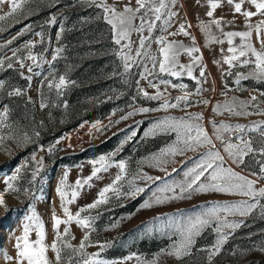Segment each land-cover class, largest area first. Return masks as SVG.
<instances>
[{
	"label": "snow or ice",
	"instance_id": "obj_1",
	"mask_svg": "<svg viewBox=\"0 0 264 264\" xmlns=\"http://www.w3.org/2000/svg\"><path fill=\"white\" fill-rule=\"evenodd\" d=\"M32 2L33 0H0V4H8L9 6V10L5 14L0 15V22L9 19H15L16 22H20L19 17L21 15L24 19H27L32 10L27 9L25 6ZM79 2L101 10L96 18L102 19L108 26L110 43L113 46L111 55L120 62L123 73L130 74L134 66L142 69L137 73L140 79L135 81L137 95L148 100L162 101L157 109L140 107L121 116L120 120L115 121V123H120L121 120H127L136 114H145L154 110L166 112L168 109L179 108L182 102L185 105L191 103L189 100L191 94L185 90L187 85L171 84L172 88H179L182 95L177 96L174 103H170L168 98L160 91L161 84L166 89L170 82L168 80H161L158 84L150 78L162 74L179 78L186 73L192 79L194 78V66L199 65L202 60V56L194 55L200 52V48L196 46V38L191 36L187 31V27H191V25L186 26L184 23H181L175 32L169 31L173 18L178 15L173 10L177 0H135L134 6L132 0H128L122 7H118L122 0H113L111 4L107 0H79ZM199 2L200 0H197V3ZM206 3L209 8L206 16L209 19L207 22L201 20L197 25L204 36L205 47L210 44L223 45L227 43V54H224L225 50L221 49L222 63L228 66V75H235V83L237 85H240L242 81L250 79L264 82V19H260L255 25L251 23L252 18L255 16L264 17V0H226V3L232 6L234 15L239 14L244 17L246 29L244 31H224L223 19L214 16L215 10L221 7V0H206ZM246 3L251 5L255 11L244 9L243 5ZM47 24L49 26L56 25L57 17L55 15L50 16ZM3 30V28H0V31ZM157 30L161 35H153ZM30 31H32V26L25 25L5 45H0V48L10 45L14 40ZM63 32L64 28L61 26L55 36L57 42L61 40ZM145 32H147V35H144ZM134 33L138 35L137 41L131 40ZM253 33L256 34V39L260 43L259 49L251 42ZM177 35L189 37L192 45L186 46L182 42L168 38ZM35 36L40 38L39 43H43V31L35 32ZM236 38H239V44L234 43ZM38 42H25L23 50H26V55L24 56L18 55L22 51L21 49H16L12 50L11 57L6 58L7 63L4 58H0V69H13L15 65H19V69H27L28 73H33L34 69L42 67L43 64H48L49 72L44 77L43 83L46 84L49 92L54 90L55 95L60 97L68 85L74 83L69 81L66 75L62 74L57 77L52 67L53 62L61 57L64 48L56 47L53 50L51 60L48 61L43 54L33 53V49ZM134 43L136 44L135 48H133ZM153 43L157 46L154 52L150 51ZM44 51H47V49H44ZM181 54H186L191 58V63L181 64L179 62ZM25 61H30L31 63L27 64ZM149 63L151 67L148 66ZM215 63L219 64L220 61H215ZM237 67L245 68L246 72L233 73L231 70ZM35 75L39 76L41 73L35 72ZM113 75H116V73ZM204 75V69L201 67L200 76L203 77ZM21 76L23 77V72H21ZM27 79L30 81L31 76L27 77ZM141 80H144L149 88L154 89L155 94L150 95L145 88L140 87ZM5 90V82L0 80V93ZM199 91L200 89H197V94ZM24 94V90L21 88L7 90L9 98L22 97ZM221 95L227 96V91L221 93ZM259 95L264 97V92H260ZM41 96L42 99L39 107L41 110H44L49 104L43 93H41ZM257 99V96L253 95L249 101H242L233 96L222 103H217L211 110L216 114L227 112L234 116L247 117L252 114L264 116V110H261L258 104L255 113L247 111L249 105L256 102ZM31 102V98H29L27 103ZM200 102L206 106L209 104L207 99H203ZM64 107H67L66 103ZM202 120V114H188L187 119L165 116L163 119L153 122L151 127L145 130V138L158 134H174L175 136L170 143L146 158L150 167H155L166 173L165 178H154L138 169L131 179H127V162L125 160L114 161L112 159L123 147L124 143L131 141L137 135L136 130L131 131L125 141H122L115 151L107 155H101L98 159L88 161L92 165L91 173L86 178H78L74 185L68 184L69 173L65 171L55 188V192L59 197L60 208L66 219L58 217L55 210H52L51 220L54 232L52 243L48 244L46 242L45 225L36 212L35 206L30 204L27 206V214L21 222V234L15 236V256H9L6 252L2 253L5 264H8L10 261H14V264H53L52 259L48 256L49 252L54 255L55 264H63L65 255H67L68 264H126L127 261H131L134 258L136 264H158L160 255L173 257L183 264L185 257L193 255L197 238L202 236L207 229H212L215 239L210 246L200 249V251L206 253L205 264H214V258L221 254L224 246L228 243L230 234H234L236 230L244 225V220H234L229 219V217L239 216L247 218L259 207L260 216L264 218V203H261V201H264V186L256 187L257 183L264 181V122H253L249 125H229L226 123L217 125L214 121H210L212 133L209 134L202 123H200ZM40 124L43 126V121ZM226 133L228 134L227 136L225 135ZM32 135L38 138L40 132L33 130ZM6 142L15 143L19 147L22 144L31 142V135L20 125L10 121V109L5 104L2 106V110H0V148H3ZM217 142H219L220 147H217ZM57 143H59V140ZM52 147L54 146L49 147V152L52 151ZM201 148H205L206 151L200 152ZM187 152L197 153V159L190 167H187L183 171L182 180L169 182L168 177L172 175V173L167 172L166 167L169 159L177 155H184ZM249 156H252L255 163L259 166L258 173L251 172L249 175H244L231 166L240 167L241 165H245L247 162L246 158ZM257 156L260 158L256 159ZM146 161L142 160L139 163L143 164ZM113 166L118 168V172L111 183L98 192L97 198L92 203L79 208L73 214L68 205L75 203L80 196L81 190L85 186L91 187V181L99 179L101 172H107ZM30 168V179L28 181L30 187H25L22 191L25 195L31 194L34 199H41V197L35 196L31 186L38 181V177L44 168V162L43 157L37 160L36 154L33 153L31 163L25 161L14 169L12 175L3 178L5 187L0 191V207H4L7 210L5 195L21 190L17 187V184L23 179L22 174ZM172 172H177V169L173 168ZM137 178L145 181V183L148 181H151L153 184L157 181L161 182L152 192L151 198L145 200L137 211L150 209L153 206L172 201L190 200L193 195L207 194L209 192L240 195L247 199L235 203L201 205L199 206V210H178L175 215L169 216L163 221L160 217L154 218L152 222L144 226L145 229L151 233L154 228L157 231L161 227L167 228L170 232L169 239L171 240V244L166 249H161V252L151 260H144L140 256L134 255H129L118 261L104 259L101 253L110 246L108 242L99 244L100 250L89 254L85 249L96 245L90 242L88 231H84V235L78 245H73L67 239L70 235V228L68 226L73 222L82 230L92 229L94 218L82 216L81 214L97 209L102 204H107L109 202L108 193H114L119 198L120 195L135 197L145 192L146 189L144 187L136 185L135 181ZM125 181L129 186V191L121 193V188ZM127 218L130 219L131 216ZM61 225H65L62 232L60 231ZM111 227H118V223H113ZM9 234L14 235V231H10ZM33 234L35 235V239L31 238ZM72 239H75V237H72ZM65 250L69 251L66 253ZM258 250L264 252V247Z\"/></svg>",
	"mask_w": 264,
	"mask_h": 264
},
{
	"label": "rangeland",
	"instance_id": "obj_2",
	"mask_svg": "<svg viewBox=\"0 0 264 264\" xmlns=\"http://www.w3.org/2000/svg\"><path fill=\"white\" fill-rule=\"evenodd\" d=\"M107 2L111 4L113 0H107ZM127 2L128 0H122L118 7H122L123 4ZM132 4L133 6L135 5V0H132ZM25 7L32 10L29 17L34 15L38 17L41 12H46V16L29 22V17L24 19L21 15L19 17L20 22H16L15 19L0 22V28L4 29L0 31V45H5L7 41L11 40L25 25L32 26V31L14 40L10 45L0 48V58H4L6 63V58L12 56V50L21 49L22 51H20L18 55H26V50H23L25 42H38L40 40L39 37L35 36V32L37 31H43L44 41L43 43H37L36 47L33 49V53L43 54L45 59L50 61L53 50L56 47H65L64 42L61 40L57 42L55 36L61 26L65 28L64 23L68 19L66 10L70 8L74 11L72 15H76V17L74 16L72 22L71 20L69 21L66 26L67 29L74 26H78L79 28L82 26H90L93 28L96 27L98 33L103 36H105L104 32L109 33L108 26L103 20L96 18L101 10L80 3L79 0H33L32 3ZM243 8L255 11V9L247 3L243 5ZM8 10V4H0V15L5 14ZM173 10L176 11L178 15L173 18L172 26L169 28V31L175 32L181 23H184L186 26L191 25V27H187V31L191 36L196 38V46L200 48V52L194 55L202 56V60L199 65L194 66V78L192 79H190L186 73L179 78H173L167 74L156 75L150 78L158 84L161 80H168L170 82L166 89L163 84L160 85V91L163 92L170 103H174L175 98L182 95L179 88L174 89L171 87V84L187 85L185 90L191 94L189 97L191 103L185 105L182 102L179 108L168 109L166 112L163 110H154L145 114H136L127 120H121L120 123H115V121L120 120L121 116L126 115L129 111H133L134 109H139L140 107L157 109L162 101L148 100L137 95L135 81L140 79L137 73L142 69L134 66L130 74H124L120 67V62L111 55L113 46L109 39L106 47L107 52L104 55L106 57H111L105 61V66L111 67V71L100 81L96 89L97 92H91L92 95L95 94L94 96L98 97V102L106 103L107 115L102 119L81 122L76 127L64 131L48 145L39 147L35 152L37 160L43 157L44 168L38 177V181L31 187L35 196L41 197V199H34L31 194L25 195L22 191L23 188L30 187L28 182L30 179V168L22 174L23 179L17 184V187L21 190L16 193L10 192L5 195L7 210L4 207H0V264H5L2 255L3 252H6L9 256H15V236L21 234V222L23 217L27 214V206L30 204L35 206L36 212L45 225L46 242L48 244L52 243L54 239L51 220L52 210H55L58 217L66 219L60 208L59 197L55 192V188L60 179H62L63 173L68 171L69 185H74L78 178H86L92 170V165L89 164L88 161L98 159L101 155H107L115 151L120 146L121 142L125 141L131 131L136 130L137 135L133 137L131 141L124 143L123 147L112 159L114 161L125 160L127 162V179H131L138 169L154 178H165L166 173L155 167H150L146 158L155 154L160 148L170 143L175 136L174 134H158L145 138L144 132L151 127L153 122L163 119L165 116H171L177 119L183 117L187 119L188 114H202L203 120L200 121V123H202L209 134L212 133V124L209 123L210 121H214L217 125L220 123L229 125H249L253 122H264V116L257 114L244 117L230 115L227 112L222 114L212 112L211 109L214 105L222 103L228 98L235 96L239 100L249 101L250 97L253 95L257 96L258 99L256 102L249 105L247 111L255 113L257 111V104L261 110H264V103H262L264 97L259 95L260 92H264V82L250 79L242 81L240 85H237L235 83V75H228V66L222 63L221 49H224V54H227V43L223 45L210 44L205 47L204 36L197 25L199 21L203 20L207 22L209 19L206 16L209 10L206 0H200L199 3H197V0H177ZM52 15L57 17V24L49 26L47 21ZM214 16L223 19L224 31L246 30L244 17L239 14L234 15L232 6L228 5L226 0H221V7L215 10ZM260 19H264V17L255 16L252 18L251 23L255 25ZM213 30L216 31L215 29ZM144 35H147V32H145ZM153 35L159 36L161 33L157 30ZM168 38L170 40L182 42L186 46L192 45L191 39L183 35L170 36ZM131 40L137 41L138 35L134 33ZM251 42L257 49L260 48V43L256 39L255 33H253ZM234 43L239 44V38H236ZM135 47L136 44L134 43L133 48ZM156 48L157 46L153 43L150 51L154 52ZM44 49H47V51H44ZM71 55L77 58L75 52ZM61 57L64 58L63 53ZM59 59L52 64L57 77L63 74L67 76L69 81L74 82L68 74L56 72L55 67L59 64ZM215 61H220V63L217 64ZM179 62L181 64H189L191 63V58L186 54H181ZM25 63L30 64L31 62L25 61ZM71 64V61L68 59L64 61V65L68 68L71 67ZM73 66L75 65L72 64V67ZM148 66L151 67V64L149 63ZM201 67L205 72L203 77L200 76ZM231 71L233 73L246 72V69L237 67L233 68ZM21 72H23V77L21 76ZM35 72H40L41 75L37 76ZM48 72V64H43L42 67L34 69L33 73H28L27 69H19V65H15L13 69H0V80L4 81L6 85V90L0 93V110H2V106L5 105L3 101L8 98L7 90L11 89L8 86V82L11 83L10 86L12 88H19L17 85H13L14 82L11 79L12 73L17 74L20 81L24 83L21 89L24 90L26 100L28 101L29 98H31L32 102L30 103V107L36 114L35 119L37 123L41 125L40 122L43 121V129L45 127H50L52 131L58 130V128L63 125V121L57 120L58 114L56 116H53L54 114L49 115V110L54 109V113H57L61 111L58 110L59 108H65V102L61 100L63 95L57 97L54 90L49 92L46 84L43 83L44 77L48 75ZM114 73H116V75H113ZM29 76H31L30 81L27 79ZM197 81H199V83H197ZM75 85L74 83H70L64 92H66L67 89L71 91ZM140 87L145 88L150 95L155 94V90L149 88L144 80L140 81ZM197 89H200L198 94ZM225 91H227V96L221 95V93ZM41 93L46 97L49 104L44 110H41L39 107L42 99ZM203 99L209 101L207 106L200 102ZM122 102L127 103V106H118V104ZM56 109L58 111H55ZM113 113L115 114L113 115ZM225 135L227 136L228 134L226 133ZM58 140L59 143H57ZM24 145L25 144H22L17 147L15 143L6 142L4 147L0 148V165L4 163L3 165L5 168L4 170H0V191L5 187L3 178L12 175L17 166L28 161L27 159H31L32 155L17 159L13 165H9L15 155L24 149ZM50 146H54L51 152L48 151ZM217 147H220L219 142H217ZM199 151L203 152L206 151V149L201 148ZM77 152L84 153L85 157L75 161L71 154ZM59 156H66L70 162L56 163L51 167L53 158ZM197 157V153L187 152L184 155H177L176 157L170 158L169 163L166 165L167 172L172 173V175L168 177L169 182L182 180L183 171H185L187 167H190ZM259 158L258 156L256 157V159ZM142 160L146 162L143 164L139 163ZM71 161L75 162L71 163ZM246 161V164L240 167H236L235 165L231 166L244 175H249L251 172L258 173L259 166L255 163L253 157H247ZM32 167H34V165H32ZM173 168H176L177 172L173 173ZM117 172L118 168L115 166L109 168L107 172H101L99 174L100 178L93 179L91 181V187L85 186L81 190L80 196L76 202L68 205L70 211L75 214L79 208L92 203L97 198L98 192L111 183ZM135 183L139 187H144L146 189L145 192L135 197L120 195L119 198H117V195L114 193H108L109 202L107 204H102L97 209L81 214L82 216H91L94 218L92 229L82 230L73 222L68 226L70 228V235L67 239L70 240L73 245H78L84 235V231H88L90 242L96 245L85 249L89 254L99 251V244L108 242L110 246L101 253L104 259L118 261L129 255H134L140 256L144 260H151L161 252V249H166L171 244V240L169 239L170 232L167 228L161 227L159 231L154 228L151 233L147 232L145 229L144 226L152 222L154 218L160 217L163 221L166 220L167 217L175 215L178 210H199V206L201 205H209L211 203H235L247 199L240 195H225L209 192L207 194L193 195L190 200L172 201L153 206L150 209L137 211L145 200L151 198L152 192L161 182L157 181L153 184L151 181H148L145 183V181L137 178ZM261 186H264V181L256 185L257 188ZM128 191L129 186L125 181L123 182L121 193H127ZM261 203H264V201H261ZM129 216H131L130 219L127 218ZM229 219L244 220V225L236 230L243 231L239 239L243 240L244 247L241 248L236 244L231 246L236 238L233 239L232 237L234 234H230L228 243L224 246L223 251L219 256L214 258V264H246L247 262H252V264H264V252L258 250L264 247V218L260 216V208L258 207L250 217L242 218L237 216L229 217ZM113 223H118V227L112 228L111 225ZM64 227L65 225L60 226L61 232ZM10 231H14V235H10ZM72 237H75V239H72ZM31 238L35 239V235L33 234ZM214 239L215 236L212 229H207L202 236L197 238L196 245L193 249V255L185 257L183 264H205L206 253L200 251V249L210 246L214 242ZM68 251L69 250H65L66 253ZM48 256L52 259L53 264H55L54 255L49 252ZM8 264H14V261H10ZM63 264H68L67 255L64 257ZM126 264H136L135 258L131 261H127ZM158 264H181V262L173 257L160 255Z\"/></svg>",
	"mask_w": 264,
	"mask_h": 264
},
{
	"label": "trees",
	"instance_id": "obj_3",
	"mask_svg": "<svg viewBox=\"0 0 264 264\" xmlns=\"http://www.w3.org/2000/svg\"><path fill=\"white\" fill-rule=\"evenodd\" d=\"M70 8V7H69ZM67 11V20L64 23V32L61 37V41L64 42V58L59 59V64L57 65L56 72L66 73L74 81V86L71 91L69 89L63 93L61 100L67 103L66 108H59L61 110L54 113L53 110H49L50 114L53 116H58L57 120H62L63 125L56 131H52L50 127H43L39 125L35 119V112L30 107V103H27L25 96L7 98L3 101V104L9 106L10 109V121L17 125H20L25 131L31 135V142L23 146L24 149L19 151L14 159H12L11 164L13 165L17 159L24 158L35 153L39 147H44L52 142L53 139L60 136L64 131L70 130L76 127L78 124L84 121H93L97 119H102L107 115L106 103L98 102V97L91 94V92H97L96 89L100 84V81L111 71V67L105 66V61L110 59V56H105L107 52L106 47L108 45L110 36L109 33H105V36L98 33L96 27L74 26L67 29L69 21L74 19L73 9ZM46 16V12H41L38 17L36 15L29 17V22L34 21L37 18H42ZM77 54L76 57H72V53ZM98 60H96V59ZM68 59L75 66L68 68L64 65V61ZM11 79L14 82L13 85H17L19 88H23L24 83L20 81L17 74L11 75ZM11 83L8 82L9 88H12ZM91 103V104H90ZM118 106L125 107L127 103H119ZM57 109L55 111H58ZM33 130H38L40 136L37 138L32 135ZM73 159H81L84 153L77 152L71 154ZM31 163V159H27ZM75 161H71L75 162ZM60 162H70L66 156H59L53 158V167L56 163ZM4 163L0 165V170H4ZM6 166V165H5ZM243 231H236L233 235V244L239 245V247H244L243 240L239 239ZM246 264H252V262H247Z\"/></svg>",
	"mask_w": 264,
	"mask_h": 264
}]
</instances>
